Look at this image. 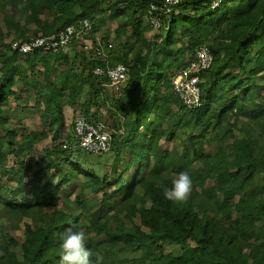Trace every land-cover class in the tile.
<instances>
[{"label":"trees","instance_id":"trees-1","mask_svg":"<svg viewBox=\"0 0 264 264\" xmlns=\"http://www.w3.org/2000/svg\"><path fill=\"white\" fill-rule=\"evenodd\" d=\"M213 2L180 0L157 13L154 28L149 11L158 0H0V171L15 183L9 197L0 194V264H60L69 228L85 231L95 264H264V0ZM86 19L93 44L112 45L106 56L81 50L79 38L52 56L23 55L6 42ZM105 22L116 24L114 42ZM204 44L214 61L200 76L202 104L191 110L172 78ZM119 63L129 72L110 112L121 134L109 153L92 155L64 108L102 121L99 83L109 80L93 71ZM11 99L46 129L10 126ZM181 171L193 188L174 203L158 185L170 188ZM75 193L71 210L59 206ZM24 217L20 244L6 224Z\"/></svg>","mask_w":264,"mask_h":264},{"label":"built area","instance_id":"built-area-1","mask_svg":"<svg viewBox=\"0 0 264 264\" xmlns=\"http://www.w3.org/2000/svg\"><path fill=\"white\" fill-rule=\"evenodd\" d=\"M180 0H158L159 4L152 3L150 6V23L154 28H160L162 19L157 13L168 14L172 7ZM221 4V0H214L213 7ZM93 26L90 20L79 21L77 25L67 26L64 30L50 35H41L27 41H15L11 48L23 55L35 51H44L57 54L72 45L75 39H80L85 51L93 50L98 55L106 56L107 51L112 48L110 44L106 49L96 38L97 44H93L91 37ZM214 61L211 48L204 44L196 52L195 59L190 65L182 69L172 78V86L179 100L188 109L201 106V91L199 87L200 76L209 69ZM129 69L126 65L119 63L116 66L96 68L95 76L105 77L109 80L111 87L119 88L127 79ZM74 136L79 146L91 154H107L112 149V134L110 126L103 121H94L83 114L76 115L73 121Z\"/></svg>","mask_w":264,"mask_h":264},{"label":"rangeland","instance_id":"rangeland-1","mask_svg":"<svg viewBox=\"0 0 264 264\" xmlns=\"http://www.w3.org/2000/svg\"><path fill=\"white\" fill-rule=\"evenodd\" d=\"M144 25L146 27H148V32L146 33V36H153L155 34V30L156 29H152L150 27V25L148 24L147 21L144 22ZM32 26V25H30ZM33 27V26H32ZM116 28V24L113 22H105L104 25V32H106L107 30L111 32V41H113L114 39V34L113 31ZM132 32V31H130ZM99 36H101L99 34ZM136 42H139L140 40L135 39ZM6 42H15L12 40V37H7L6 38ZM115 46V45H114ZM70 50L66 49L64 51L65 52H69ZM95 82V81H94ZM99 86L102 87L103 89V95L101 96V100L103 102V105L100 107V114H102V121L106 122L109 126H110V133L113 135H117L120 136L121 132H118V121L111 116V112H110V106H111V101L114 98H117L120 93H121V88H115V87H111L110 85H101L99 83ZM33 102L32 100L30 101V103ZM7 108V107H6ZM96 108L93 109V112H96ZM8 112H10L11 115V120H10V126H21V128H24V130H26V132H31V131H37V130H43L46 129L45 125L40 122V119L38 117H34L32 119V117H29V115L23 113L20 109H18L16 107L15 102L11 99L10 104L8 105ZM66 124L68 126V129L70 128L73 131V121L74 118L76 116V114H74L73 110L69 107L66 108ZM37 118V119H36ZM3 135V132H2ZM50 144V139H46L44 142L40 143L38 145V149L37 152L39 153H44L45 148L47 146H49ZM173 142H169V143H165V147L168 150H172L173 149ZM177 145V144H176ZM91 154V153H89ZM92 155H96V154H92ZM26 158V157H25ZM175 159H177V156L175 157ZM13 164L12 160H8L6 163L7 167H11ZM1 168V167H0ZM0 194L2 196V198L6 199V197H9V193L10 191L15 187V183H10L8 181H6V179L2 178V174L0 171ZM77 195V193H75L71 198H64L60 201L59 206L65 208L66 210H71V207L74 206V202H73V198L74 196ZM69 204V206H68ZM75 212V210H74ZM12 222V221H11ZM29 222V219L27 217H24V220L22 221H17V222H7L6 224V231L9 232V234L11 236H13V238L17 239L20 244L24 241L25 239V223ZM16 251L19 253L20 252V248H17Z\"/></svg>","mask_w":264,"mask_h":264},{"label":"clouds","instance_id":"clouds-1","mask_svg":"<svg viewBox=\"0 0 264 264\" xmlns=\"http://www.w3.org/2000/svg\"><path fill=\"white\" fill-rule=\"evenodd\" d=\"M172 186L169 188L163 184V196L166 200L174 203L186 202L192 192L193 181L187 171H181L172 179ZM88 236L83 229H67L63 234L60 243V264H95L92 259L93 253L86 246Z\"/></svg>","mask_w":264,"mask_h":264},{"label":"crops","instance_id":"crops-1","mask_svg":"<svg viewBox=\"0 0 264 264\" xmlns=\"http://www.w3.org/2000/svg\"><path fill=\"white\" fill-rule=\"evenodd\" d=\"M71 46H72V45H71ZM71 46H69L67 49L70 50ZM80 48H81V50H84L83 47H82V44H81V43H80ZM65 50H66V49H65ZM65 50H63V52H64ZM84 51H85V50H84ZM43 52H44V51H43ZM65 53H66V52H65ZM46 55H47V56H48V55H51V56H52L53 54H50V53H46V52H44V55H43V56H46ZM32 101H33V99H32ZM33 102H34V101H33ZM33 102H31L30 105H33ZM66 108H67V107L64 108V112L66 111ZM68 108H69V107H68ZM18 109H19V108H18ZM36 117H38V116H36ZM65 117H66V112H65ZM36 119H37V118H36ZM65 122H66V120H65ZM49 139H50V138H49Z\"/></svg>","mask_w":264,"mask_h":264}]
</instances>
